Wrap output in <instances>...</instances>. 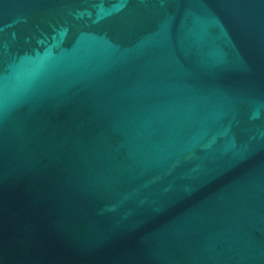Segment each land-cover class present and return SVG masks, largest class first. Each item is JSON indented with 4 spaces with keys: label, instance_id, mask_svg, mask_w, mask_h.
Instances as JSON below:
<instances>
[{
    "label": "water",
    "instance_id": "water-1",
    "mask_svg": "<svg viewBox=\"0 0 264 264\" xmlns=\"http://www.w3.org/2000/svg\"><path fill=\"white\" fill-rule=\"evenodd\" d=\"M0 264H264V0H0Z\"/></svg>",
    "mask_w": 264,
    "mask_h": 264
}]
</instances>
